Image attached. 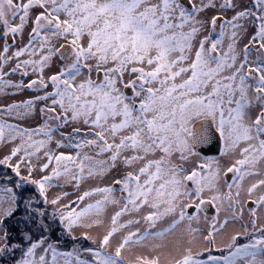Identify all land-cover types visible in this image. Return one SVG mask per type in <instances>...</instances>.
I'll return each instance as SVG.
<instances>
[{
	"label": "snow or ice",
	"instance_id": "snow-or-ice-1",
	"mask_svg": "<svg viewBox=\"0 0 264 264\" xmlns=\"http://www.w3.org/2000/svg\"><path fill=\"white\" fill-rule=\"evenodd\" d=\"M162 255L264 264V0H0V264Z\"/></svg>",
	"mask_w": 264,
	"mask_h": 264
},
{
	"label": "rangeland",
	"instance_id": "rangeland-1",
	"mask_svg": "<svg viewBox=\"0 0 264 264\" xmlns=\"http://www.w3.org/2000/svg\"><path fill=\"white\" fill-rule=\"evenodd\" d=\"M220 218H221V220L223 219V214H221ZM201 220H203V219H201ZM167 222L168 221H164L163 223L158 225V227L164 226V224ZM199 226L200 227H206V225H204L203 221L201 222V224ZM239 227H240L239 224H236V225L229 224L228 226H226L225 235L230 234L235 230H238ZM182 229H183V226L181 228H179L174 234L167 236V238L163 241H160V240L154 241L153 243H161V244L165 245V247L159 249L158 251L164 253L165 255L168 254L169 252H172L174 245L180 239V233H181ZM218 242H220V238H218ZM140 251H142L143 254L148 255V256H152V255L156 254L155 252H150L148 249H142ZM165 255L161 256V264H165Z\"/></svg>",
	"mask_w": 264,
	"mask_h": 264
},
{
	"label": "flooded vegetation",
	"instance_id": "flooded-vegetation-1",
	"mask_svg": "<svg viewBox=\"0 0 264 264\" xmlns=\"http://www.w3.org/2000/svg\"><path fill=\"white\" fill-rule=\"evenodd\" d=\"M210 156H216V155H214V154H212V155H210ZM209 209L210 208H208V211H209ZM211 210H212V212H214L213 214H211L210 212H207V215L209 216V217H212V216H214L216 213H215V209L212 207L211 208ZM201 219H203V214H202V216H201ZM203 221V220H202ZM168 223H169V221L167 222V223H165L164 224V226H161L160 228H163V227H166L167 225H168ZM182 227V226H181ZM178 230V229H177Z\"/></svg>",
	"mask_w": 264,
	"mask_h": 264
},
{
	"label": "water",
	"instance_id": "water-1",
	"mask_svg": "<svg viewBox=\"0 0 264 264\" xmlns=\"http://www.w3.org/2000/svg\"><path fill=\"white\" fill-rule=\"evenodd\" d=\"M212 154H214V155L217 156L218 155V152L215 151V150H212V151H210V152L207 153V155H212ZM208 208H210L209 211H208ZM208 208H207V212H210L211 214H213L214 212H212V210H211L212 207L211 206H208Z\"/></svg>",
	"mask_w": 264,
	"mask_h": 264
}]
</instances>
